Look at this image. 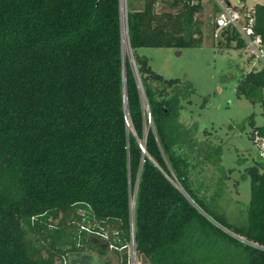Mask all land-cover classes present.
I'll use <instances>...</instances> for the list:
<instances>
[{
  "label": "trees",
  "instance_id": "1",
  "mask_svg": "<svg viewBox=\"0 0 264 264\" xmlns=\"http://www.w3.org/2000/svg\"><path fill=\"white\" fill-rule=\"evenodd\" d=\"M158 3L127 10L142 94L120 0H0V264H264V164L244 168L251 196L231 220L192 180L191 85L138 51L201 46L202 0ZM237 92L264 105V66Z\"/></svg>",
  "mask_w": 264,
  "mask_h": 264
},
{
  "label": "rangeland",
  "instance_id": "2",
  "mask_svg": "<svg viewBox=\"0 0 264 264\" xmlns=\"http://www.w3.org/2000/svg\"><path fill=\"white\" fill-rule=\"evenodd\" d=\"M167 1L159 0L158 6L168 9ZM202 1L205 8L212 6L213 11L206 9L201 14L204 20L201 46L182 49L143 46L138 51L166 78H180L191 85V101L183 103L181 119L197 126L196 143L191 147L195 160L192 180L200 185L201 191H221L220 207L234 220L239 205L247 204L251 196L244 168L264 164L250 136L255 125L264 124V105L240 96L237 84L242 73L262 68L264 61L249 55L246 49L227 46L226 36L214 35L213 20L222 5L238 8L243 4L250 6L254 0ZM127 5V10L140 8L143 0H127ZM123 9L126 10V5Z\"/></svg>",
  "mask_w": 264,
  "mask_h": 264
},
{
  "label": "built area",
  "instance_id": "3",
  "mask_svg": "<svg viewBox=\"0 0 264 264\" xmlns=\"http://www.w3.org/2000/svg\"><path fill=\"white\" fill-rule=\"evenodd\" d=\"M254 13V5L248 7L241 6L238 8L230 4L222 5L221 10L213 20L214 35L218 36L221 30L225 28H234L245 41L246 50L249 55L264 61V44L262 37L256 34L254 30ZM252 140L254 146L259 151V155L264 160V131L259 129L254 130L252 133ZM176 185L181 188L178 183H176ZM252 244L258 246L257 244ZM132 253L134 254V251H132ZM133 264H135V260H133Z\"/></svg>",
  "mask_w": 264,
  "mask_h": 264
},
{
  "label": "water",
  "instance_id": "4",
  "mask_svg": "<svg viewBox=\"0 0 264 264\" xmlns=\"http://www.w3.org/2000/svg\"><path fill=\"white\" fill-rule=\"evenodd\" d=\"M120 2H121V0H120ZM121 24H122V11H121ZM127 28H128V25H127ZM127 55H128V58H129V61H130L131 65H132V67L134 69L135 75L137 77V80H138V83H139V87H140V91H141L142 94H144V90H143V87H142V83L140 81V77H139L138 70H137V67H136V64H135V60L133 58L132 49H131L130 42H129V37H128V50H127ZM125 56H126V50H125L124 41H123V58H124V64H125V58H126ZM125 92H126V89H125ZM125 102H126V110H127V114H128L126 94H125ZM128 125H129V123H128ZM132 228H133V223H132ZM133 241H134V238H133Z\"/></svg>",
  "mask_w": 264,
  "mask_h": 264
},
{
  "label": "bare ground",
  "instance_id": "5",
  "mask_svg": "<svg viewBox=\"0 0 264 264\" xmlns=\"http://www.w3.org/2000/svg\"><path fill=\"white\" fill-rule=\"evenodd\" d=\"M125 5H126V13L123 9V6H125ZM127 6H128L127 0H121V11H122V21H123L122 34H123V41H124L125 50H126V48L128 50ZM125 20H126V22H125Z\"/></svg>",
  "mask_w": 264,
  "mask_h": 264
},
{
  "label": "crops",
  "instance_id": "6",
  "mask_svg": "<svg viewBox=\"0 0 264 264\" xmlns=\"http://www.w3.org/2000/svg\"><path fill=\"white\" fill-rule=\"evenodd\" d=\"M257 2H260V3H263V2H261V0H254V3L252 4V5H250V6H253V5H255V3H257ZM202 3H203V1H202ZM203 6H204V10H211V11H213V8H212V6H210L209 8H205V4L203 3ZM243 6L244 7H248V6H246L245 4H243ZM214 11H218V9L217 10H214Z\"/></svg>",
  "mask_w": 264,
  "mask_h": 264
}]
</instances>
